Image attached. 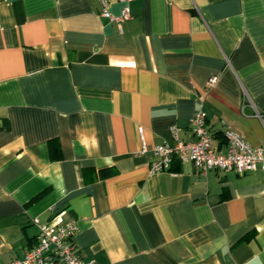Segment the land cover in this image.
Wrapping results in <instances>:
<instances>
[{"label":"crops","instance_id":"1","mask_svg":"<svg viewBox=\"0 0 264 264\" xmlns=\"http://www.w3.org/2000/svg\"><path fill=\"white\" fill-rule=\"evenodd\" d=\"M101 11L0 0V264L62 211L84 263L264 264V171L149 172L200 107L215 149L232 130L264 151V0H130L120 27Z\"/></svg>","mask_w":264,"mask_h":264},{"label":"built area","instance_id":"2","mask_svg":"<svg viewBox=\"0 0 264 264\" xmlns=\"http://www.w3.org/2000/svg\"><path fill=\"white\" fill-rule=\"evenodd\" d=\"M101 15L110 21H115L118 27L130 16V0H118L121 9L118 15L108 10L107 0H98ZM216 77H211L208 84H214ZM191 139H179L178 129H170L173 144L162 143L152 149V161L149 166L151 174L169 170L175 158L180 163H191L201 174L206 175L210 170L217 169L224 172L233 171L245 174L252 171H264V151L253 148L243 138L232 130L223 133L225 149L219 151L212 146V136L207 126V115L203 108H199L190 121ZM140 141L142 128L137 129ZM65 212L53 215L49 220L41 222L33 219L32 223L38 229L35 244L24 254L10 264H93L84 263L74 243L76 226L73 220H63Z\"/></svg>","mask_w":264,"mask_h":264}]
</instances>
